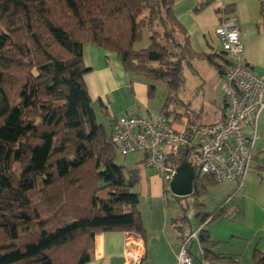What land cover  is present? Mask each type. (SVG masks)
Instances as JSON below:
<instances>
[{
  "label": "trees",
  "instance_id": "1",
  "mask_svg": "<svg viewBox=\"0 0 264 264\" xmlns=\"http://www.w3.org/2000/svg\"><path fill=\"white\" fill-rule=\"evenodd\" d=\"M173 7L174 0H0V264H85L96 234H144L133 191L138 168L115 163L111 134L96 122L83 81L82 49L112 52L125 73L163 83L162 114L170 115L184 66L203 61L220 78L226 66L218 61L221 52L192 50ZM261 19L264 24V4ZM144 30L149 44L135 50ZM154 91L149 85L150 97ZM96 105L106 114L101 100ZM200 130L185 128L190 143ZM170 149L166 166L187 161L194 170L188 197L195 203L202 259L239 264L214 254L217 244L203 229L213 218L198 198L218 183L198 172L197 146ZM252 264H264L257 248Z\"/></svg>",
  "mask_w": 264,
  "mask_h": 264
},
{
  "label": "crops",
  "instance_id": "2",
  "mask_svg": "<svg viewBox=\"0 0 264 264\" xmlns=\"http://www.w3.org/2000/svg\"><path fill=\"white\" fill-rule=\"evenodd\" d=\"M204 2H208V6L199 13L194 12L196 7ZM263 4L264 0H174L173 11L177 21L188 33H195L198 38H201L199 48L200 52L204 54L220 53L215 28L219 23L222 10L226 15L233 16L240 33L243 58L253 72L264 79V24L261 19ZM82 59L87 70L83 81L92 101L93 110L96 101L101 100L106 114L111 119L109 133L105 132L107 135L111 134L113 123L119 117L126 115L154 117L162 114L160 100H156L158 92L156 91L155 95L154 91L151 97L148 94V86L153 85L155 88V85H158L157 82L151 83L140 76L125 73L114 53L92 45L83 46ZM218 61L222 65L225 64L223 59H218ZM220 79L222 89L223 80ZM221 91V103L217 106L216 102V109L212 110L210 105L206 108L201 103L199 108L197 107L198 109L191 111L190 101L177 103L175 101L177 98H175L171 99L172 105L168 110L173 112V116H164L175 130H180L183 126L186 128L188 125L200 126L201 130L196 133L197 136L200 132L213 128L223 121L224 99L223 90ZM177 115L179 117H176ZM101 126L103 127V125ZM263 130L264 110L257 119L255 130L252 124H246L243 127L247 137H252L254 132L256 136L252 148L253 161L243 185L238 187L233 182H223L224 186L215 190L220 194L216 199L215 206L221 207L222 204L224 206L225 219L222 218L220 221L223 233L216 235V231L210 232L207 225L203 228L206 230L209 240L217 244L211 248L214 254L231 256L236 259L239 256L237 252L244 246L243 242H246L245 252L247 253L257 239L256 246L264 254V182L262 181L259 190L256 189L261 176L260 171L263 168L261 163L262 155H264ZM139 155L137 161L142 165L144 155ZM144 174L147 178L146 175L150 173L145 172ZM149 179V183L147 180V183H144L140 189L141 197L138 203L144 234L139 235L132 232L96 234L93 252L85 264H125V244L127 236L130 234L137 236L138 243L145 252V257L140 264H176V255L182 241L190 233L196 231L199 226L188 232L182 230V227L177 223L180 220L178 214H175V217L173 214L169 215L167 206L161 203V185L159 182L157 183V177L150 175ZM254 194L259 197L256 202L259 226L253 229V226L250 225L249 234H247L243 233L241 227L253 223L255 219V215L250 209L251 202H254ZM194 247L199 254V248L195 243L188 244L190 253Z\"/></svg>",
  "mask_w": 264,
  "mask_h": 264
},
{
  "label": "built area",
  "instance_id": "3",
  "mask_svg": "<svg viewBox=\"0 0 264 264\" xmlns=\"http://www.w3.org/2000/svg\"><path fill=\"white\" fill-rule=\"evenodd\" d=\"M215 36L226 64L222 78L225 108L221 123L200 132L192 143L187 139L185 126L180 130L173 129L164 114L154 117L122 116L111 129V141L116 152L124 156L142 153L143 165L154 170L167 187L176 167L165 165L166 151L174 146L195 144L198 148V172L216 183L236 182L241 187L251 168L256 136L254 132L252 137H247L243 127L252 124L255 130L257 119L264 110V79L257 76L244 60L235 18L223 10ZM199 231L200 228L184 238L176 255V264H194L189 243H195L199 248V264H209L202 259ZM144 257L145 252L137 236L128 235L125 264H140Z\"/></svg>",
  "mask_w": 264,
  "mask_h": 264
},
{
  "label": "rangeland",
  "instance_id": "4",
  "mask_svg": "<svg viewBox=\"0 0 264 264\" xmlns=\"http://www.w3.org/2000/svg\"><path fill=\"white\" fill-rule=\"evenodd\" d=\"M187 32V31H186ZM189 39H190V45L194 52L201 53L200 52V39L196 36L195 33H188ZM149 34L146 30L142 32L141 39L134 44L135 50H141L148 46L149 41ZM192 68H189L187 66H184L182 74H181V87L178 91V94L175 98H177V103H181V101L186 102L190 101L191 105V111H194V109H198L199 105L202 103L205 105L206 108L210 105L213 109H216L218 104L221 103L222 99V89H221V79L219 78L217 72L207 65L203 61L199 60H192L191 61ZM158 85H155V95L156 91L158 92L156 100H160V110L163 111V106L165 104V99L167 96V90L163 83L157 82ZM161 93V94H160ZM175 98H172L174 100ZM155 100V101H156ZM216 100V101H215ZM215 101V102H214ZM217 102V106H216ZM198 107V108H197ZM95 115H96V122L103 125L104 132L109 133V125L111 122V119L107 114H104L100 111L99 107L96 105L94 106ZM169 110V109H168ZM170 112V113H169ZM170 114V117L173 116V112L168 111ZM119 117V116H118ZM171 150L170 148H168ZM139 154L142 153H132L128 154L126 156L122 155L121 153H118L115 151V163L117 165L123 166L125 170L132 169L137 166L138 168V182L134 186L133 191L138 194L139 202L141 197L140 189L142 188L144 183H148L150 181L149 176L154 175L157 177V183L161 185V195H162V205H166L168 208L169 215L175 214L179 216L180 220L177 221V223L182 227V230H186L187 232L191 229H195L199 221L196 218V211H195V203L191 197H175L171 194L169 191V187L164 186L163 187V181L159 175L156 174L155 171L151 169L144 168L145 166L141 163H139L137 160L139 158ZM262 164L263 168L260 171V178L258 180V186L256 189L259 190L262 181L264 182V155H262ZM145 172H149V175H146L147 178H145ZM155 182V181H153ZM235 185H237L236 182H233ZM225 183H218L214 184L207 188L206 192L198 198V202L201 203L204 206V211L208 214H212V221L207 224V228L210 232L217 233L216 235H222L223 231L220 227V221L221 219H225V213H223L220 216H215L214 213L217 211L218 207L215 206L216 199L218 196H220L219 193H217L215 190H219L222 188L221 186H224ZM256 193V192H255ZM217 195V196H216ZM254 202H251L250 209L253 211L255 215V219L253 223H249L247 226H242L241 230L243 233L249 234V226L252 225L253 229L258 228L259 224L257 222V213L258 209L256 207V202H258L259 197H257L256 194L253 196ZM227 220V219H226ZM215 230V231H214ZM247 230V231H245ZM258 239L254 241L253 246L249 252H245V246L246 242H243L242 250L237 252L239 256L237 261L239 264H252V254L253 250L257 248L256 243ZM195 246V245H194ZM258 249V248H257ZM259 250V249H258ZM193 255L194 264H199V254L194 247L191 251Z\"/></svg>",
  "mask_w": 264,
  "mask_h": 264
},
{
  "label": "water",
  "instance_id": "5",
  "mask_svg": "<svg viewBox=\"0 0 264 264\" xmlns=\"http://www.w3.org/2000/svg\"><path fill=\"white\" fill-rule=\"evenodd\" d=\"M195 179L194 170L187 161L177 168L173 179L169 183V191L175 197H188L192 194V184Z\"/></svg>",
  "mask_w": 264,
  "mask_h": 264
}]
</instances>
